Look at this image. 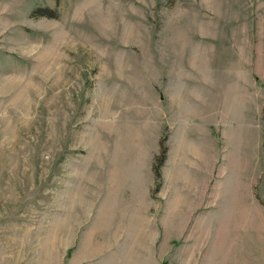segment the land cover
<instances>
[{
    "label": "rangeland",
    "instance_id": "374dc122",
    "mask_svg": "<svg viewBox=\"0 0 264 264\" xmlns=\"http://www.w3.org/2000/svg\"><path fill=\"white\" fill-rule=\"evenodd\" d=\"M0 264H264V0H0Z\"/></svg>",
    "mask_w": 264,
    "mask_h": 264
},
{
    "label": "crops",
    "instance_id": "0c3cea01",
    "mask_svg": "<svg viewBox=\"0 0 264 264\" xmlns=\"http://www.w3.org/2000/svg\"><path fill=\"white\" fill-rule=\"evenodd\" d=\"M186 74H189V71L187 70L186 71V73L185 72H182V71H180L179 73H178V78H179V83H178V87H179V89H178V92H177V94H179V99L180 100H182V104H185V103H192L193 104V101H195V98H192V94L194 95V94H196L197 93V90L195 89V87H192L191 86V84L190 83H188V82H190V81H187L186 82V84H183V85H181V83H182V79L184 78V75H186ZM200 92V91H199ZM194 105V104H193ZM181 112L183 113V114H185V113H187L185 110H184V108L183 107H181ZM169 150H168V158H167V160H166V162L170 159V157H171V153H172V148H171V145L169 144ZM182 148V147H181ZM181 148L179 149V150H181ZM178 150V151H179ZM182 151L183 152H185L184 151V149L182 148ZM165 165H166V163H165ZM165 167V166H164Z\"/></svg>",
    "mask_w": 264,
    "mask_h": 264
},
{
    "label": "trees",
    "instance_id": "16d2710c",
    "mask_svg": "<svg viewBox=\"0 0 264 264\" xmlns=\"http://www.w3.org/2000/svg\"><path fill=\"white\" fill-rule=\"evenodd\" d=\"M167 138L164 137L161 140V145H160V153L157 155L154 161V166H153V171H154V176L156 180L158 181V184L156 186V192L161 188V180H162V168L168 158V150L169 147L166 143Z\"/></svg>",
    "mask_w": 264,
    "mask_h": 264
}]
</instances>
